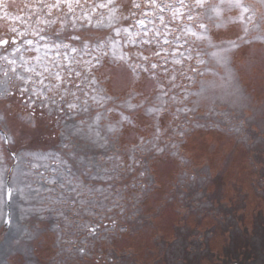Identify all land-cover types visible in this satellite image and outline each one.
Returning a JSON list of instances; mask_svg holds the SVG:
<instances>
[{"label": "rangeland", "instance_id": "rangeland-1", "mask_svg": "<svg viewBox=\"0 0 264 264\" xmlns=\"http://www.w3.org/2000/svg\"><path fill=\"white\" fill-rule=\"evenodd\" d=\"M4 2L8 7H0V36L7 38L12 26L21 27L14 18L26 17L36 0ZM104 2L86 0L85 6L81 0L76 20L64 21L56 41L61 47L38 53L57 62L73 60L81 69L91 62L98 83L92 87L81 78L83 87L69 84L66 96L71 102H76L72 92L81 101L87 99L88 110L82 111L81 103L75 110L65 106L64 112L44 117L37 111L30 123L29 110L17 98L12 112H3L0 240L9 243H0V264H264V4L243 0L255 12L247 42L237 40L244 28L232 22L238 12L228 11L226 2L206 0L202 16L208 18L213 42L227 46L236 41L239 47L226 54L230 81L223 66L204 57L209 63L201 68L217 75L207 73L212 88L200 98L197 110L185 114L177 112L184 88L195 92L204 79L188 72L187 62L184 75L193 76V82L180 75L181 65L174 61L187 53L181 49L183 55H169L177 44L172 37V45H139L146 55L148 49H165L161 56L150 57L161 65L158 80L163 79V67L177 75V86L163 95L156 81L143 74L141 63L125 67L111 53L102 55L103 42L114 36L97 20L107 9L96 8L87 19L81 11ZM208 5H220V15ZM122 23L127 26L129 21ZM76 34L91 37V56L80 41L70 39ZM64 44L78 51L61 61L53 53H63ZM123 48L127 54L130 45ZM115 50L121 51L118 38ZM95 56L103 62L99 71ZM3 71L0 82L6 80ZM4 86L0 83V89ZM154 108L160 111H150ZM121 114L131 123L121 121ZM110 126L115 130L109 131ZM181 130L184 134L178 135ZM8 215L10 227L3 223Z\"/></svg>", "mask_w": 264, "mask_h": 264}, {"label": "snow or ice", "instance_id": "snow-or-ice-1", "mask_svg": "<svg viewBox=\"0 0 264 264\" xmlns=\"http://www.w3.org/2000/svg\"><path fill=\"white\" fill-rule=\"evenodd\" d=\"M227 4L228 11H237L238 16L232 22L243 23V35L238 36L237 40H245L251 42L248 37V24L254 23L255 12L250 6L246 5L243 0H220V5ZM264 4V0H260ZM75 5V7H74ZM220 5H208L216 13L220 15ZM85 6L86 0H85ZM0 7L7 8L4 0H0ZM81 7V0H36L34 7L26 9L25 16H16L14 19L21 24V27L12 26L10 28L11 36L5 38L0 36V61L4 63L0 65V69H4L3 75L6 80L3 83L5 86L0 89V122L4 120L3 112H12L13 103L19 98V102L29 110L28 117L31 123V118L39 111L40 116L51 115L52 111L64 112L65 106L68 110H75L82 103L85 105L81 110L87 111V99L81 101V97L75 92L71 93L73 100L71 102L66 99L68 95V86L71 84L78 90L83 87L81 78H86L92 87L98 83L94 74L93 66L89 62L87 68H77L74 66L73 60L65 62H57L55 59L49 58L47 53L44 57L38 55L41 49L55 48L59 49L61 45L56 41L61 39L64 21L71 17L76 20V9ZM206 7V0H176L175 3L168 0H105L99 5L93 4L87 13L81 11V16L86 19L90 18L96 8L107 9V12L101 17H98V23L104 22L108 28L114 33V36L103 42L105 50L102 52L104 57H108L111 53L113 61L125 67H134L136 63L142 64V72L150 80H155L160 93L167 96V89L176 87L177 75L175 72H169L167 67L162 68L161 75L163 79H157L156 69L161 67L157 62L150 60L151 56H161L164 52L163 46L158 48L148 49V54H145L146 49L139 45H172V39L177 41L176 45H172L173 52L181 53V49L187 53L183 59H176L174 62L181 65L178 69L181 76L189 82H193V76H185L183 63L187 62L189 67L188 72L196 76L204 77L199 81V87L195 92H191L188 88H184L183 100L179 101L183 106L177 109V112L185 114L197 110L200 106V98L208 92L212 86V81H209L206 76L211 72L212 76L217 75L211 68H201L202 65H207L209 61L205 56H209L215 60L218 65L225 68L226 75L229 81L232 79L231 70L228 68L229 57L226 55L233 48L239 47L236 41H229L227 46L222 43L213 42L210 29L208 27L207 17L202 16L203 10ZM251 13V15H246ZM7 17V11L4 13ZM135 17V22L132 18ZM3 17H0L2 19ZM129 21L125 26L122 22ZM187 21V22H185ZM157 23L161 26L157 28ZM137 25L139 29H137ZM151 25V27H149ZM176 28V32L172 28ZM216 27H220L216 24ZM259 25L256 28L259 29ZM152 37H155L153 40ZM191 37V39H189ZM121 41V51L117 54L115 50V39ZM70 39L80 41L84 46L85 54L91 56V37L84 34H76ZM124 43H128L130 48L125 53L123 48ZM197 44L206 45L210 52H206ZM185 45L188 47L185 48ZM65 49L63 53H53L58 56L61 61L69 56V53L75 54L78 49L70 47L68 44L62 45ZM97 48L101 47L100 43L96 44ZM134 53V54H133ZM47 60V63H45ZM95 61V71H99L103 67V62L99 56L92 57ZM194 62V63H193ZM167 63V61H165ZM80 81L73 83V80ZM67 81L68 83H65ZM237 93L239 89L236 90ZM85 96L88 93L84 94ZM58 97V99L54 98ZM175 99V96L172 97ZM92 99L95 101L96 97ZM187 101L188 103H185ZM99 102V101H98ZM191 104V107H189ZM47 110V111H46ZM150 111H160V109H150ZM178 118V117H177ZM121 121L131 123L129 116L121 114ZM113 127H109V131H114ZM235 132L240 133L241 127H234ZM159 134L160 129H156ZM183 135V131L177 133ZM10 139V138H9ZM158 151H163L157 148ZM8 196L11 198V189L8 191ZM6 226L12 225L11 216L3 221ZM89 231L94 233L95 228H89ZM12 243L19 244V239H13ZM0 243L7 245V239L0 240Z\"/></svg>", "mask_w": 264, "mask_h": 264}, {"label": "water", "instance_id": "water-1", "mask_svg": "<svg viewBox=\"0 0 264 264\" xmlns=\"http://www.w3.org/2000/svg\"><path fill=\"white\" fill-rule=\"evenodd\" d=\"M10 212V210L8 211V213Z\"/></svg>", "mask_w": 264, "mask_h": 264}]
</instances>
